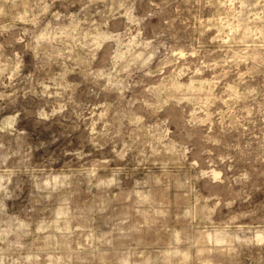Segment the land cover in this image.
Segmentation results:
<instances>
[{
  "label": "rangeland",
  "instance_id": "rangeland-1",
  "mask_svg": "<svg viewBox=\"0 0 264 264\" xmlns=\"http://www.w3.org/2000/svg\"><path fill=\"white\" fill-rule=\"evenodd\" d=\"M0 264H264V0H0Z\"/></svg>",
  "mask_w": 264,
  "mask_h": 264
}]
</instances>
